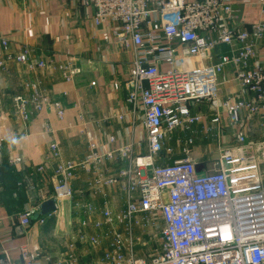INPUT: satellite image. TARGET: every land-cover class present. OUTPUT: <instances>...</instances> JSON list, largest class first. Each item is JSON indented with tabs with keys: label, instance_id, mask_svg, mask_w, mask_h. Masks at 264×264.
Wrapping results in <instances>:
<instances>
[{
	"label": "built area",
	"instance_id": "2783aa9c",
	"mask_svg": "<svg viewBox=\"0 0 264 264\" xmlns=\"http://www.w3.org/2000/svg\"><path fill=\"white\" fill-rule=\"evenodd\" d=\"M236 2L81 0L84 7L93 9L94 23L111 25L115 44L131 53L132 72L125 84L127 103L133 113L143 115L147 150L145 154L137 153L135 145H119L111 136L109 151H99L91 141L85 159L75 162L63 161L59 144H50V159L57 162L53 192L36 190L31 173L29 178L25 176L28 194L37 193L39 203L18 216L20 227L30 230L32 216L49 200L57 203L55 212L39 223L44 224L54 214L58 217V203L75 196L71 183L77 171L92 168L95 193L122 184L127 194L122 213L114 215L108 208L103 212L104 224L119 223L124 232L105 234L108 248L102 264H264V184L257 144L249 143L246 131L237 132L236 144H221L218 159L204 172H199V162L191 151L194 139L183 143L179 159L172 160L175 150L167 146L178 130L190 131L202 123V116L191 115V107L218 100V77L227 67L234 69L236 81L253 96L247 102H227L224 107L228 116L235 124L240 123L245 111L264 117V62L260 60L264 22L251 32H238L233 25ZM222 46L230 47L231 53L218 55L216 51ZM0 47L5 51L10 48L9 39L1 33ZM214 58L219 62L214 64ZM14 59L32 70L46 67L45 63H28L27 50ZM191 59H197L195 66H189ZM181 63L186 68H180ZM4 68L1 59L0 73ZM59 69L67 83L74 82L81 72L74 61ZM33 91L31 99L21 95L13 99L14 110L24 122L31 118V106L42 112L47 102L36 87ZM54 108L58 118L63 119L62 105L54 103ZM83 118L80 114L81 124ZM213 123L221 125L222 121L217 116ZM164 159L170 163L162 164ZM113 161L125 162L126 166L110 173L106 166ZM36 171L42 172L44 167ZM143 219L150 223L146 231L149 240L160 236L148 259L134 253V231L143 226ZM76 228L81 241L88 240L93 247L99 245L97 238L86 239L84 221ZM18 251L17 263L0 237V264H36L27 246ZM46 262L49 264V259Z\"/></svg>",
	"mask_w": 264,
	"mask_h": 264
},
{
	"label": "crops",
	"instance_id": "0c3cea01",
	"mask_svg": "<svg viewBox=\"0 0 264 264\" xmlns=\"http://www.w3.org/2000/svg\"><path fill=\"white\" fill-rule=\"evenodd\" d=\"M93 18V9L84 7L81 0H0V33L10 42L7 51L0 47V60L5 61L0 73V167H13L22 183L26 171L33 177L36 170L44 167L45 190L53 192L57 162L50 159L49 146L55 142L60 146L63 161L84 160L91 141L97 144L99 151H109L111 136L116 137L119 145L131 143L137 153H146L143 115L133 113L127 103L125 84L132 72L131 53L115 44L111 25L97 26ZM260 22H264V0H237L233 25L238 32H251ZM24 50L29 52L28 63H45L46 67L32 70L16 62L14 57ZM260 50V60L264 62V45ZM231 51L230 47L222 46L216 53L226 55ZM71 61L81 72L74 82L67 83L59 68ZM218 62L214 58L213 63ZM196 63L197 59L188 62L189 66ZM179 67L186 68L182 63ZM218 78V100L191 107V115L202 116V123L190 131L178 130L167 142V146L175 150L172 160L181 157L183 143L192 138L195 145L191 151L199 162V172H204L219 157L218 149L211 147L234 146L236 133L244 130L249 143L257 144L264 182V117L245 111L241 113L240 123L235 124L224 105L247 102L253 96L236 81L232 67H227ZM35 87L47 102L42 112L34 111L31 106V118L24 122L14 110L13 99L17 95L31 99ZM54 103L64 108L63 119L58 118ZM80 114L84 115L82 124ZM217 116L221 125L213 123ZM15 159L20 163H11ZM161 163L170 161L164 159ZM125 166V162L113 161L106 170L111 173ZM92 174V168L79 169L71 183L75 196L71 201L58 203V217L54 214L44 224L36 221L23 234L17 231L19 215H10L7 206L0 202V237L17 263L18 249L27 246L36 264H46L47 259L49 264H102L108 248L105 234L113 230L124 232V226L119 223L104 224L103 212L108 208L114 215L122 213L127 194L122 184L95 193ZM35 198L38 199L37 193ZM35 204L29 199L24 212ZM82 221L86 223L83 234L86 239L97 238V247L78 238L76 224ZM148 224L143 219V226L134 231V253L138 258L148 259L155 250L153 240H149L146 233ZM60 238L64 239V245L57 242Z\"/></svg>",
	"mask_w": 264,
	"mask_h": 264
},
{
	"label": "trees",
	"instance_id": "16d2710c",
	"mask_svg": "<svg viewBox=\"0 0 264 264\" xmlns=\"http://www.w3.org/2000/svg\"><path fill=\"white\" fill-rule=\"evenodd\" d=\"M25 175L28 178L30 177V173L27 171ZM23 184H25V180H23V183L19 180V176L13 167L9 165L0 167V202L7 206L10 215L17 214L18 216L24 213V208L29 199L27 190L22 188ZM37 202L39 203V198L35 201V205H37ZM49 215L40 217L37 222ZM37 222L31 221L32 226Z\"/></svg>",
	"mask_w": 264,
	"mask_h": 264
},
{
	"label": "rangeland",
	"instance_id": "374dc122",
	"mask_svg": "<svg viewBox=\"0 0 264 264\" xmlns=\"http://www.w3.org/2000/svg\"><path fill=\"white\" fill-rule=\"evenodd\" d=\"M215 146H212L211 148L212 149H217L218 147H216V148H214ZM203 151V150H202ZM201 154V153H200ZM15 160H17V159H15ZM260 171H261V168H260ZM111 172H115V171H111ZM45 171H40V172H35V173H33V179H34V184H35V186H37V187H35V189L36 190H40V189H45L46 187H45V180H46V177H45ZM261 176H262V172H261ZM43 180V181H42ZM264 183V182H263ZM26 186H27V184H23L22 185V188L23 189H26ZM27 190V189H26ZM30 194H28V198L29 199H31L32 200V203L33 202H35L36 201V193H34V192H29ZM158 236V235H157ZM48 238V240L50 241V239L51 238H49V237H47ZM158 240H160V236H158L157 237V240H155V241H153V247H154V249H156V245H155V242H158ZM57 242H59V243H62V245H64V239L63 238H60V239H58L57 240ZM68 244V243H67ZM66 246H68V245H66L65 244V248H67ZM150 247H152V245L150 246ZM65 250V249H64ZM155 251V250H154Z\"/></svg>",
	"mask_w": 264,
	"mask_h": 264
},
{
	"label": "water",
	"instance_id": "95a60500",
	"mask_svg": "<svg viewBox=\"0 0 264 264\" xmlns=\"http://www.w3.org/2000/svg\"><path fill=\"white\" fill-rule=\"evenodd\" d=\"M55 209H56L55 202L53 200H49L40 206L39 212L32 216L31 221L36 222L40 217H45L53 213ZM17 231H19L20 234H23L25 230L22 227H18Z\"/></svg>",
	"mask_w": 264,
	"mask_h": 264
}]
</instances>
